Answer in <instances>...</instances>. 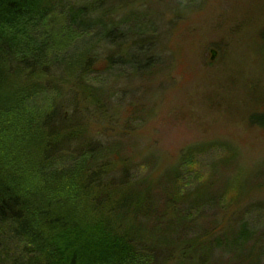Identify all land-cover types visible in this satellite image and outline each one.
<instances>
[{"label":"rangeland","instance_id":"374dc122","mask_svg":"<svg viewBox=\"0 0 264 264\" xmlns=\"http://www.w3.org/2000/svg\"><path fill=\"white\" fill-rule=\"evenodd\" d=\"M83 3L96 8L101 23L69 29L56 12L50 26L44 24L51 35L66 37L62 47L51 48L56 65L88 49L98 67L107 55L114 61L86 76L99 94L95 105L79 96L74 104L61 86L50 126L76 125L87 128L85 139L92 145L113 143L114 155L129 159L127 178L152 181L150 193L158 207L168 184L162 176L171 167L179 169L177 190L183 194L204 179L222 197L232 194L240 179L264 183V128L256 126L264 122V0H67L62 7ZM116 32L123 35L113 38ZM60 74L54 69L52 76ZM51 96L39 92L25 104L44 111ZM75 144L83 148L81 138ZM119 174L113 170L110 179ZM220 203L199 206L196 226H214L216 235L239 215L235 223L244 222L249 232L246 245L260 235L262 251L264 188L234 206ZM219 211L223 217L217 223ZM192 233L187 228L182 234ZM246 249L244 242L235 257L214 249L211 264H245ZM257 264H264V248Z\"/></svg>","mask_w":264,"mask_h":264},{"label":"trees","instance_id":"16d2710c","mask_svg":"<svg viewBox=\"0 0 264 264\" xmlns=\"http://www.w3.org/2000/svg\"><path fill=\"white\" fill-rule=\"evenodd\" d=\"M65 3L0 0V264H211L214 249L235 257L244 242L245 264H257L264 248L257 244L261 236L246 245L249 232L244 222L235 223L239 215L216 235L214 226L198 228L196 221L199 206L218 205L222 198L221 205L234 206L239 198L263 189L261 180L240 179L234 182L235 191L222 197L204 179L187 195L177 190L179 169L171 167L162 176L168 184L158 207L150 193L152 181L127 178L129 159L114 155L113 143L92 145L85 139L87 128L76 125L50 126L61 86L74 104L79 96L95 105L99 94L86 76L114 61L107 55L106 67H98L88 49L56 65L57 52L51 48L62 47L66 38L49 32L56 12L69 29L84 30L102 21L95 7L83 3L81 8L64 9ZM83 11L91 16L83 17ZM121 35L116 32L113 38ZM128 60L135 72V63ZM54 69L64 76H52ZM48 91L53 100L44 111L25 104ZM256 126L264 128V122ZM80 138L83 148L77 149ZM113 170L120 174L110 179ZM222 217L219 211L214 219L218 223ZM187 228L193 233L183 236ZM168 254L175 257L169 259Z\"/></svg>","mask_w":264,"mask_h":264},{"label":"water","instance_id":"95a60500","mask_svg":"<svg viewBox=\"0 0 264 264\" xmlns=\"http://www.w3.org/2000/svg\"><path fill=\"white\" fill-rule=\"evenodd\" d=\"M212 51V53L214 52L213 50H211Z\"/></svg>","mask_w":264,"mask_h":264}]
</instances>
